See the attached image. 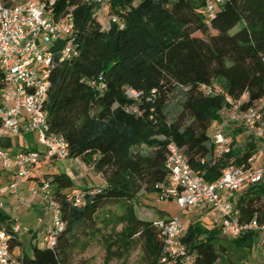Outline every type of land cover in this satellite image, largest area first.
I'll return each instance as SVG.
<instances>
[{
	"label": "trees",
	"instance_id": "1",
	"mask_svg": "<svg viewBox=\"0 0 264 264\" xmlns=\"http://www.w3.org/2000/svg\"><path fill=\"white\" fill-rule=\"evenodd\" d=\"M203 5L204 0H110L108 13L120 22L105 29L97 2L57 1L55 18L73 19L77 54L54 58L44 107L49 129L66 139L68 159H82L105 184L78 191L66 173L35 178L40 185L50 182L65 228L54 250L24 249L22 264H66L86 233L102 237L108 252L130 250L139 236L145 264H163L158 229L139 218L136 204L142 192L159 196L160 186L168 184L169 143L184 151L208 183L257 152L250 135L214 160L208 132L224 119V95L239 98L246 92L247 106L264 98V0H228L208 22ZM2 78L0 72V87ZM203 84L223 93L206 97ZM128 89L139 98H130ZM172 103L181 108L179 120L169 119ZM185 114L191 119L187 125L181 123ZM236 204L242 221L257 217L264 224V184L245 188ZM0 219L10 225L4 211ZM260 238L251 231L224 241L217 228L196 222L187 226L182 242L197 264H247ZM17 247L23 242L11 244Z\"/></svg>",
	"mask_w": 264,
	"mask_h": 264
},
{
	"label": "built area",
	"instance_id": "2",
	"mask_svg": "<svg viewBox=\"0 0 264 264\" xmlns=\"http://www.w3.org/2000/svg\"><path fill=\"white\" fill-rule=\"evenodd\" d=\"M57 1L0 0V72L3 75L0 139L24 133L37 134L42 148L12 154L0 145V167L15 178L10 180L9 189L20 205H27L30 200L19 197L18 188L28 181L42 159L66 160L69 156L66 139L50 132L44 109L55 56L59 55L60 60L65 61L77 54L73 46V19L65 14L55 18L53 8ZM93 1L99 4L97 15L103 20L105 29L120 22L117 14L108 13L110 0ZM226 1L204 0L202 12L205 20L210 21ZM201 92L206 97L223 93L221 88L205 84L201 85ZM127 95L134 100L139 98V93L132 89L127 90ZM224 99L226 114L214 126V160L232 150L234 140L229 129L233 126L264 142V98L250 106H247L249 96L246 92L239 98L224 95ZM167 150L168 184L160 186L159 198L175 200L180 214L153 221L163 247V264H197L195 255L182 242L186 231L181 219L184 212L208 209L213 228H217L220 234L238 238L256 231L264 238V224H259L257 217L242 221L235 202L237 195L248 186L264 184V163L259 165L254 158H250L247 164L227 167L218 180L208 183L201 172L190 167L184 151L176 143L170 142ZM75 162L85 171L91 170L82 159ZM32 195L41 197L50 215V225L37 246L54 250L65 224L50 182L33 189ZM4 210L5 203L0 200V212ZM27 234L20 224L11 222L7 225L0 219V264H22L20 254L15 253L16 248L11 249V244L22 242ZM262 258L260 264H264V241Z\"/></svg>",
	"mask_w": 264,
	"mask_h": 264
},
{
	"label": "rangeland",
	"instance_id": "3",
	"mask_svg": "<svg viewBox=\"0 0 264 264\" xmlns=\"http://www.w3.org/2000/svg\"><path fill=\"white\" fill-rule=\"evenodd\" d=\"M237 29V28H236ZM169 119L171 121L173 120H179L181 118V108L176 104L172 103L169 106ZM191 121L190 116L185 114L182 117V124H189ZM209 135L211 136V140L213 142V127L209 130ZM246 140L245 137H243L241 134L238 135V139H236V146H241L244 141ZM55 171V167H48V162H40L33 173V177H44L50 173H53ZM88 175H92L94 182H99L98 177L95 176L94 172L92 170L86 171ZM36 180V179H35ZM113 211L120 213L121 211L116 207H110ZM27 212L29 210L25 209ZM136 212L140 219L146 220V221H155L161 218V214L165 213L167 214V217L173 216L177 217L180 214V208L175 200L171 199H165L160 200L158 195L155 194H146L142 192L139 195V199L136 204ZM41 219H44L41 223H39L38 219L40 217L38 215H35V219L32 220H21L17 221L20 226H24L25 228H28V235H26L25 238V250H29V253L31 254L30 250V244H35L36 239L39 237L40 233L44 231L48 226V220L44 216V210L40 213ZM184 215H181V219L184 222L187 220L188 222H194L192 219H196L199 217L202 213L201 211H193L192 213L184 212ZM192 220V221H191ZM189 225V224H188ZM187 225V226H188ZM40 226V227H39ZM99 226H102L99 224ZM186 226V228H187ZM202 226L208 230H211L213 228L211 221L205 220L202 223ZM214 229V228H213ZM89 234V235H88ZM33 235L36 237L34 238ZM91 233H86L81 236V243L79 247H76L72 251H70L67 255L66 264H145V256L143 251V239L139 236H136L134 239V243L132 244L130 250H121L117 248H113L111 252L106 251L104 244H103V238L101 237H90ZM221 238L224 241H229L231 237L228 235L221 234ZM159 239V238H158ZM262 239V240H261ZM260 239V243L258 246H256L253 249V252L249 259L247 260V264H260L263 261V258L261 256V251L263 249V241L264 238ZM21 250L15 249V253L21 254L23 252V249ZM216 264H221L220 262H217Z\"/></svg>",
	"mask_w": 264,
	"mask_h": 264
},
{
	"label": "crops",
	"instance_id": "4",
	"mask_svg": "<svg viewBox=\"0 0 264 264\" xmlns=\"http://www.w3.org/2000/svg\"><path fill=\"white\" fill-rule=\"evenodd\" d=\"M213 133H214V128H213ZM229 133L233 137L234 142H236V139H238V135H240V134L245 138H247V136H250V135L253 136L248 131L243 130V129H238L235 126H233L231 129H229ZM253 138L258 145V149H257V152L251 158H254L258 162V164L261 165L264 163V142L256 139L254 136H253ZM0 145L4 150H6L12 154L19 152V151H24V150H42L41 146L38 143L37 134H30V133L20 134L19 136L2 137L0 139ZM235 147H237L236 144H235ZM45 161L48 162V167H55V171L53 173H50V174L66 173L73 180L78 191L82 188L101 187L105 184L104 179L99 174H95V176L98 177L99 182L98 183L94 182L93 176L91 174L88 175L86 173L85 169L82 168L81 166L77 165L76 162L73 160H70V159L57 160V159L43 158L41 162H45ZM34 171H35V169H34ZM34 171L32 172L28 181L23 183L18 188L19 197H21L23 199L30 200L29 204L20 205L17 202V200H15L14 196L10 193V189H9L10 180H15V178L14 177L12 178V176H11L12 174H10L7 171H4L0 167V200L5 203L4 212L8 216L9 222L11 221L12 223H18L17 221H20V219L23 221L24 220L26 221V220H29L31 218H32V220H34L36 217L35 215H38L40 217V219H38V221H39V223H41L44 219H41L40 213L43 212V210H44V216L48 220V223L50 225V215L45 210V207L43 205L41 197L32 195V190L40 185L38 183V181L35 180V178H39V177L38 176L33 177ZM241 194H242V192L237 195L236 200H235L236 203H237L238 199L240 198ZM24 208L29 210V211L27 212L26 210H24ZM188 213H190V212H188ZM201 213L202 214L199 217H197L196 219H192L194 222H188L187 220H185L184 221L185 228L190 223L198 222L202 225V223L208 219H209V221H211V224H212V220H211L209 210L208 209L201 210ZM170 218H173V216H170V217L164 216L160 219H170ZM212 226H213V224H212ZM22 227L24 229H26L27 232L29 231L28 228H25L24 226H22ZM45 230L40 233L39 237L35 241V244H33V245L38 244V242L41 239ZM260 236H261V238H263L261 234H260ZM33 237L35 238L36 236L33 235ZM26 239L27 238H24L22 240L23 247H20L23 250L25 247V240ZM33 245L30 244V248ZM20 248L18 250H21ZM261 256H262V251H261Z\"/></svg>",
	"mask_w": 264,
	"mask_h": 264
}]
</instances>
